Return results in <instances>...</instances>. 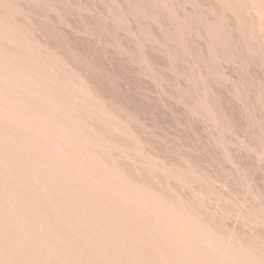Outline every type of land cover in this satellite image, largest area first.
<instances>
[{"label":"rangeland","instance_id":"obj_1","mask_svg":"<svg viewBox=\"0 0 264 264\" xmlns=\"http://www.w3.org/2000/svg\"><path fill=\"white\" fill-rule=\"evenodd\" d=\"M0 264H264V0H0Z\"/></svg>","mask_w":264,"mask_h":264}]
</instances>
